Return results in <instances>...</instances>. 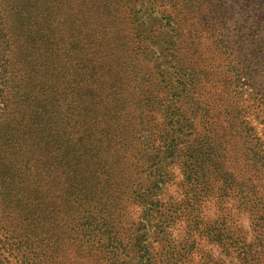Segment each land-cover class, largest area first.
Here are the masks:
<instances>
[{
	"label": "trees",
	"instance_id": "16d2710c",
	"mask_svg": "<svg viewBox=\"0 0 264 264\" xmlns=\"http://www.w3.org/2000/svg\"><path fill=\"white\" fill-rule=\"evenodd\" d=\"M222 8L219 0H151L153 23L141 31L126 0H0V264H131L122 259L128 232L110 220L135 200L150 204L151 219L164 218L156 233L167 237L178 204L161 215L156 190L135 195L128 186L147 147L143 117L171 112L170 83L185 71L191 89L178 111L189 112V99L203 108L199 97L218 79L207 23ZM146 33V47L166 46L151 60L161 62L158 91L141 86ZM254 52L264 54V41ZM200 170H186L197 185ZM145 237L133 249L152 263Z\"/></svg>",
	"mask_w": 264,
	"mask_h": 264
},
{
	"label": "rangeland",
	"instance_id": "374dc122",
	"mask_svg": "<svg viewBox=\"0 0 264 264\" xmlns=\"http://www.w3.org/2000/svg\"><path fill=\"white\" fill-rule=\"evenodd\" d=\"M126 2L141 31L153 23L148 10L151 0ZM219 2L223 8L208 19L206 33L207 50L216 56L212 72L218 79L209 85L208 98L199 97L198 105L203 108L188 107L196 102L189 99L185 107L189 112L178 111L179 100L191 89V78L184 70L185 78L170 83L172 99L177 102L171 112L154 111L143 117L141 127L148 133V142L140 168L131 171L135 175L128 185L130 192L140 195L154 189L161 215L176 204L181 215L165 227L168 235L164 237L156 233L157 223L164 218L151 219L147 215L150 204L135 200L117 209L123 218L112 217L110 225L117 233L128 232L131 243L122 259L131 264H264V103H258L264 95V54L254 52L258 41H264V0ZM152 37L143 36L144 55L138 65L147 73L141 82L144 91H158L155 86L162 69L153 67L161 62L151 60L166 48L157 46L156 53L146 47ZM183 58H176V66L173 61L175 70ZM165 61L169 64L171 59ZM2 70L0 62V84ZM156 167L161 175L159 171L155 174ZM194 167L205 174L199 179L203 185L186 175ZM142 235L152 263L140 260L133 249L135 237Z\"/></svg>",
	"mask_w": 264,
	"mask_h": 264
}]
</instances>
